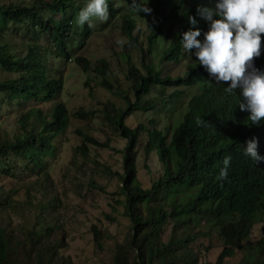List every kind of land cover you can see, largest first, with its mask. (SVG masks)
I'll return each instance as SVG.
<instances>
[{
	"label": "trees",
	"instance_id": "obj_1",
	"mask_svg": "<svg viewBox=\"0 0 264 264\" xmlns=\"http://www.w3.org/2000/svg\"><path fill=\"white\" fill-rule=\"evenodd\" d=\"M86 2L0 0V70L7 74L5 79L0 78V94L7 97L4 103L10 100L24 106L31 101L51 102L62 91V79L48 78L46 56L55 51L56 60L67 61L89 40L92 29L87 23L82 31L72 30L74 14ZM143 2L152 9L151 14L140 13L149 27L136 13H130L131 0L122 8L115 0H108L109 21L105 27L120 14L118 26L128 41L123 45L127 64L124 75L134 99L127 90L103 81L111 71L106 59H98L93 65L100 76L98 84L113 90L124 104L120 108L107 104L110 112L104 115L106 123L125 141L120 151L121 170L112 174L120 182L117 195L123 197L116 204L123 206L129 220L127 240L116 243L109 264H201L212 245H198L197 238L208 236L211 229L222 241L214 264H224L238 252L243 256L237 264H264V165L244 154L247 141L256 138L257 151L264 157V120L252 125L249 113L239 107L240 90L229 92L228 85L210 81L198 62H187L186 71L174 77L157 69L161 63L177 64L182 57V33L194 29L188 20L192 11L184 9L187 0ZM135 17L140 18L144 29L138 27ZM140 32L144 33V43L139 41ZM73 34L79 37V43L75 51H69ZM161 37L166 41L158 44ZM159 45L165 48L155 65L153 53ZM132 53L137 55L141 69ZM260 60H264V44L260 57L254 60L255 67L264 71V62L257 64ZM76 61L84 71L90 69L85 58ZM154 88L161 92L175 89L170 99L183 96L180 90L194 88L195 92L187 98L179 120L173 122L169 117L161 128L155 120L149 127L137 124L130 128L125 124L129 116L136 111L150 113L159 105L157 101H164L158 97L144 99ZM78 115L87 119L91 114L80 110ZM69 120L64 104H57L49 116L40 108L29 109L17 121L19 134L0 138V264H71L70 258L60 253L65 235L58 224L59 198L46 160L55 154L53 141L64 133ZM4 124L0 114V127ZM79 135L82 142L76 151L83 160L89 159L91 148L110 146L109 139L101 143L91 135ZM139 147L144 159H156L163 170L149 189H143L137 179ZM226 156L231 157L228 177L221 180ZM31 178L34 182L28 184V191L33 201H18L15 186ZM25 213L33 214L32 221L15 224L14 219H22ZM259 223L263 233L246 246L245 239ZM90 231L96 251L102 252L108 229L92 227Z\"/></svg>",
	"mask_w": 264,
	"mask_h": 264
},
{
	"label": "rangeland",
	"instance_id": "obj_2",
	"mask_svg": "<svg viewBox=\"0 0 264 264\" xmlns=\"http://www.w3.org/2000/svg\"><path fill=\"white\" fill-rule=\"evenodd\" d=\"M115 1L119 3L117 7L122 8L128 0ZM150 1L151 3L154 2V0ZM209 1L193 0V4L198 7H206ZM52 13L54 12L52 11ZM130 13L135 12L131 11ZM122 14H124L123 11ZM77 16L78 12L76 11L72 27L75 32L82 31L84 26H79L76 23ZM135 19L138 27L144 29L140 18L135 17ZM108 21L109 19L100 21L93 18L90 22L91 27L89 26L92 29L89 40H86L83 47L79 50H76L79 37H75L73 34L69 51L76 50V52L72 54L71 59L65 61L64 58H57L56 60L54 58L55 51H52V54H48V57L46 56L48 78L62 79L63 82V89L56 95L54 100L45 103H34L31 101L24 104V106H18L15 103H9L12 102L10 100L8 103H4L6 96L0 94L1 121L5 123L0 127V138L6 136L11 139L19 134L20 130H18L17 121L29 109L40 108L45 116H49L57 104H64L69 111V125L63 134L54 139L55 154L46 160L48 172L55 187V193L59 198L58 224L62 228L61 233L65 235L64 247L60 249V253L69 257L71 264H109L112 260L116 243H124L127 240V234H129V220L124 214L123 206L116 204L117 201H123V197L117 195L120 182L112 174L114 171L119 172L121 170L122 153L120 151L124 148L125 141L106 123L104 117L106 112H110V107H106L107 104H113L116 108L124 107V104L118 95L113 94V90H108L106 85L98 84L100 76L98 77L93 70L96 60L106 59L111 71H108L103 81L110 86L127 90L130 99H134V94L130 89V81L125 79L124 75L127 69L126 59L123 54L124 49L123 46L121 47L116 43L121 38L127 40L118 26V22H121L120 14L113 16L109 22L113 24L105 28ZM142 22L145 21L143 20ZM205 22L207 21L202 17L198 20L202 27ZM87 25L89 24L87 23ZM99 29L100 31L98 32L97 30ZM177 29L178 26H175L174 30ZM136 32H138L137 29L134 34ZM140 34L139 41L144 43V33L140 32ZM198 39L203 40V36L201 35ZM162 41H166L165 38H159L158 44ZM43 44L45 45L44 41ZM51 48L53 49V47ZM164 48V46L159 45L153 53L155 65L159 64L158 58ZM194 51L186 53L184 50L177 64L171 62L161 63L157 69L162 72L164 70L165 74L173 77L182 75L186 71L184 69L185 66L189 64L187 62H198ZM132 54H134L137 67L141 69L137 55L135 53ZM78 57L85 58L90 63L91 66L88 71H84L82 65L77 63L76 59ZM6 77L7 74L2 73L0 70V78L5 79ZM174 91L175 89L173 88H166L164 92H161L160 89L154 88L148 95L144 96V99L149 101L158 97V99L163 98L165 102L163 101V103L162 100L157 101L159 105L150 113L136 111L125 120V124L130 128L135 127L137 124L149 127V122L155 120L156 126L161 128L168 120L170 121L169 117H171L173 122L179 120L185 111L184 104L187 98L195 92V89L180 90L183 91V96L170 99L169 96ZM80 110H87L91 115L87 119L80 118L78 115ZM79 133L91 135L101 143L109 139L110 146L108 148H91L89 159L83 160L80 153L76 151V148L82 142V137ZM138 156V183L143 189H149L152 183L161 176L162 166L154 158L144 159L141 147L138 149ZM94 161L100 165L96 166ZM31 182H34L33 178L29 179L28 183H21L15 186L17 189L15 197L18 201H33L28 191V184ZM3 183L8 184L5 181ZM112 207L115 208L114 211ZM32 217V213H25L22 219H14V222L17 225H27L32 221ZM92 227L98 230L108 229V236L105 237L103 242L104 249L102 252L96 251L94 247L93 235L90 231ZM262 233V224H256L252 227L249 238L245 239V245L255 243ZM197 242L198 245L201 243L205 247L210 246L208 244L212 245L207 257L201 261V264H214L222 248V241L219 239L218 233L211 229L208 236H199ZM242 256L243 253L238 252L233 257L226 259L224 264H237Z\"/></svg>",
	"mask_w": 264,
	"mask_h": 264
},
{
	"label": "clouds",
	"instance_id": "obj_3",
	"mask_svg": "<svg viewBox=\"0 0 264 264\" xmlns=\"http://www.w3.org/2000/svg\"><path fill=\"white\" fill-rule=\"evenodd\" d=\"M208 6L198 7L193 0H187L184 9L191 16L189 28L182 33V45L186 53H192L198 63L208 73L210 81L228 85L227 91L240 90L241 111L249 113L252 125H260L264 120V71L255 67L254 60L259 58L264 44V0H210ZM141 19L140 13L151 14L152 9L143 0H132L129 6ZM109 17L108 0H87L79 11L76 23L79 26L88 23L91 27L93 18L106 21ZM202 17L207 22L202 27L198 20ZM203 36V40L198 39ZM128 41L121 38L116 41L123 46ZM264 60H260L261 66ZM258 141H247L244 154L253 161L263 164L264 157L258 151ZM231 157L223 160L219 179L228 177Z\"/></svg>",
	"mask_w": 264,
	"mask_h": 264
}]
</instances>
